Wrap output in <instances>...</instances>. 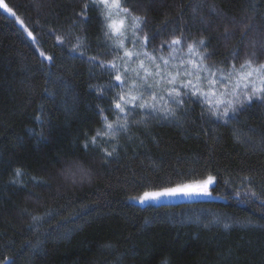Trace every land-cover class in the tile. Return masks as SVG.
Returning <instances> with one entry per match:
<instances>
[{"label": "trees", "instance_id": "obj_1", "mask_svg": "<svg viewBox=\"0 0 264 264\" xmlns=\"http://www.w3.org/2000/svg\"><path fill=\"white\" fill-rule=\"evenodd\" d=\"M122 2L144 18L149 52L167 55L166 42L183 37L184 49L203 39L214 67L264 63V0ZM5 3L35 41L0 9V264H264V102L228 123L195 98L175 118L138 111L126 133L86 149L99 108L115 120L121 91L114 72L88 61L118 55L98 11L90 0ZM207 175L208 198H130Z\"/></svg>", "mask_w": 264, "mask_h": 264}, {"label": "snow or ice", "instance_id": "obj_2", "mask_svg": "<svg viewBox=\"0 0 264 264\" xmlns=\"http://www.w3.org/2000/svg\"><path fill=\"white\" fill-rule=\"evenodd\" d=\"M90 4L99 13L104 42L107 44L111 41L108 46L115 49L118 55L108 62L98 60L95 56L88 57V61L98 63L99 67L114 72V79L119 82L121 91L115 94L110 105L115 120L109 121L104 114L105 110L98 106L102 127L85 141L86 149L89 145L99 148V141L116 140L121 132L126 133L130 127L129 118L138 111L144 116L175 118L177 111L189 99L195 98L201 104L207 105V110L213 117L228 123L230 118H234L254 100L264 102V63L246 59L239 68L235 64L227 70L214 67L206 63L208 54L200 51V47L205 45L203 39L198 43L195 41L187 43V51L184 53L180 47L184 44L183 37H174L170 42H166L169 49L167 57L157 56L155 51L147 50L149 37L146 34L141 35L144 18L135 15L132 9L124 6L122 0H90ZM0 8L15 17L27 35L35 41L24 20L5 3V0H0ZM88 8L89 4H85L82 16ZM58 40L63 42L62 38L58 37ZM126 41L132 45L131 49L126 47ZM163 47L164 44L161 45V49ZM79 48L80 38L77 37V43L72 50L78 51ZM121 52L122 55H119ZM40 56L49 62L53 60L51 56L45 57L43 52ZM117 60L120 61L119 64ZM96 91L100 96L105 92L102 88H97ZM101 151L107 160L113 156L116 148L113 147L111 151L104 148ZM75 174L74 172L73 175ZM16 175H20L19 170L16 171ZM215 180L216 177L213 175H207L206 178L191 183L145 190L139 197L130 198L145 203L178 194L210 195L209 186ZM252 195L256 193L253 192ZM40 219L42 218L33 217L34 221ZM3 264H7V258Z\"/></svg>", "mask_w": 264, "mask_h": 264}, {"label": "rangeland", "instance_id": "obj_3", "mask_svg": "<svg viewBox=\"0 0 264 264\" xmlns=\"http://www.w3.org/2000/svg\"><path fill=\"white\" fill-rule=\"evenodd\" d=\"M1 10H3L5 13H7V14H10V13H8L7 11H5L3 8H0ZM125 45H126V47H128L129 49H131L132 48V45L130 44V43H128L127 41L125 42ZM181 47V46H180ZM182 48V47H181ZM182 50H183V52L184 53H186V51H187V49H184V48H182ZM178 55L180 54V53H177ZM157 56H159V55H162V54H156ZM169 54H167V55H164V56H168ZM134 66V65H133ZM180 196V198H184V199H177V200H174V199H172V200H168L169 202L170 201H190V200H193V199H190L189 197H192V196H196V197H206V196H208V195H184V194H181V195H179ZM187 198V199H186ZM206 198H208V197H206ZM206 198H195V199H206ZM161 201V200H160ZM138 202H139V200H138ZM149 203H153V204H155V203H158L159 201H153V202H150V201H148ZM148 202H145V203H140V204H142V205H144V204H146V203H148ZM165 202H167V201H165Z\"/></svg>", "mask_w": 264, "mask_h": 264}]
</instances>
